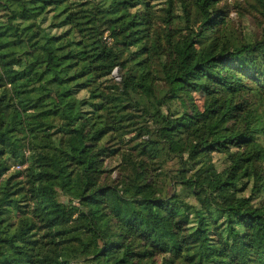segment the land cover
<instances>
[{
    "label": "trees",
    "instance_id": "1",
    "mask_svg": "<svg viewBox=\"0 0 264 264\" xmlns=\"http://www.w3.org/2000/svg\"><path fill=\"white\" fill-rule=\"evenodd\" d=\"M155 1L0 0V264H264V34Z\"/></svg>",
    "mask_w": 264,
    "mask_h": 264
},
{
    "label": "rangeland",
    "instance_id": "2",
    "mask_svg": "<svg viewBox=\"0 0 264 264\" xmlns=\"http://www.w3.org/2000/svg\"><path fill=\"white\" fill-rule=\"evenodd\" d=\"M162 0H156V2H161ZM227 2V8L229 9L228 18L230 20L229 26L235 31L238 38L242 37H251L252 39H261L264 34V17L259 11V5L256 0H223L222 3ZM221 3V4H222ZM103 39L107 44L112 43V38L108 35V32L105 31L103 33ZM114 75L115 80H119L120 76L117 72V67L113 69L111 72ZM164 88V82L162 80H157V89L161 90ZM193 100L196 106L199 109H202L206 98L204 95L200 93H193ZM144 120V118H142ZM36 122V121H35ZM147 123L145 120L144 125ZM150 124V123H148ZM118 135L122 139V142L130 141V139L134 138L138 126L134 123H130L126 119H119ZM126 141V142H127ZM28 151H24L23 155L27 156ZM223 155L220 153H212V159L215 162L218 169H221L224 166ZM106 165L111 171V178L119 177V170L116 168L118 166V159L115 157L109 158L106 160ZM178 167L176 163V159L169 160L166 164L165 170L169 175H172L175 169ZM23 168L22 164H13L11 170H20ZM164 192H174V188L167 185V182L164 181ZM162 184V185H163ZM30 218V217H29ZM107 218L103 220L105 223ZM32 223L28 218L18 216L15 221V225L13 227L14 231H21L26 233L27 230L31 229ZM174 260L172 254H166L156 257L155 259H151L148 257H144L139 259L138 264H169Z\"/></svg>",
    "mask_w": 264,
    "mask_h": 264
}]
</instances>
